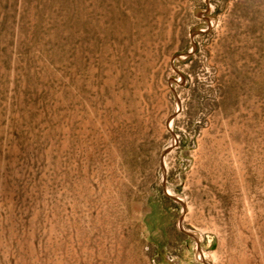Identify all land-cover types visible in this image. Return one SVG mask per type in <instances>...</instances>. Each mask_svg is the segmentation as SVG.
Here are the masks:
<instances>
[{"label":"rangeland","instance_id":"obj_1","mask_svg":"<svg viewBox=\"0 0 264 264\" xmlns=\"http://www.w3.org/2000/svg\"><path fill=\"white\" fill-rule=\"evenodd\" d=\"M0 264H264V0H0Z\"/></svg>","mask_w":264,"mask_h":264},{"label":"bare ground","instance_id":"obj_2","mask_svg":"<svg viewBox=\"0 0 264 264\" xmlns=\"http://www.w3.org/2000/svg\"><path fill=\"white\" fill-rule=\"evenodd\" d=\"M172 125H173V123H172Z\"/></svg>","mask_w":264,"mask_h":264}]
</instances>
